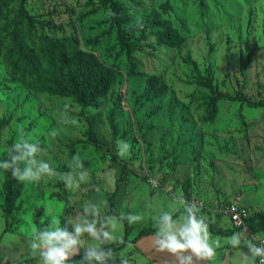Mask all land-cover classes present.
I'll return each mask as SVG.
<instances>
[{"label":"rangeland","instance_id":"rangeland-1","mask_svg":"<svg viewBox=\"0 0 264 264\" xmlns=\"http://www.w3.org/2000/svg\"><path fill=\"white\" fill-rule=\"evenodd\" d=\"M121 1L131 9V24L159 14L186 37L180 49L157 45L154 70L144 77L129 74L127 55L120 50L115 32L105 33L111 24L110 7L99 0H28L29 10L43 23L44 32L77 35L83 49L95 52L117 70L119 80L101 105L84 110L88 115L101 111L107 116L112 108L117 109L120 134L115 145L108 142L107 118L100 141L88 140L83 135L86 123L79 104L68 97L34 95L27 86L30 80L13 78L0 57V118L13 116L0 132V159L11 148V140L27 139L42 149L36 159L48 161L55 170L51 176L42 174L39 181H24L23 196L8 217L10 228L22 231L30 241L33 228L42 230L53 220L62 226L66 204L56 192L63 165L69 167L72 181L66 186L72 232L85 219L95 220L98 229L106 226L110 198L117 186L114 202L119 213L143 217L131 224L132 233H137L154 222L148 198L155 194L184 200L208 213L226 206L236 193L253 190L264 177V105L222 100L216 120L203 121L201 96L208 90L197 87V71L186 62L190 56L201 73L211 71L221 90L233 95L242 92L253 101L264 102V0H137L142 5ZM90 39L98 43L89 44ZM247 44L254 52L251 66L242 72ZM146 52L141 49L136 54L144 60ZM151 74L158 75L169 89L162 98L142 103L137 97ZM157 104L161 110L151 115ZM77 139L82 141L71 154L70 143ZM119 141L130 145L123 157L118 155ZM82 173L84 180H80ZM187 178L191 180L190 200L184 191ZM3 181L0 170L1 205ZM93 205L98 214H93ZM157 207L160 213L170 206L161 200ZM120 223L116 234L124 237V224ZM92 239L88 233L82 234L84 248L91 246ZM84 257L68 264H87Z\"/></svg>","mask_w":264,"mask_h":264},{"label":"trees","instance_id":"trees-1","mask_svg":"<svg viewBox=\"0 0 264 264\" xmlns=\"http://www.w3.org/2000/svg\"><path fill=\"white\" fill-rule=\"evenodd\" d=\"M90 1L92 2L93 0ZM130 1L142 5V2L137 0ZM99 2L111 9V24L105 33L112 34L115 32L120 50L127 55L128 72L132 76L144 77L149 71L154 70L152 61L157 45H167L180 49L186 42L184 34L159 14L138 24H131V9L121 0H99ZM43 26L37 16L30 12L28 0H0V57L6 61L13 78L23 81L30 80L27 86L34 95L46 93L50 96L68 97L79 104L83 110L82 118L86 123L83 135L88 140L96 143L100 141L105 118H107L110 132L108 142L115 145L120 134V129L116 122L117 109L112 108L107 116H104L101 111L88 115L84 110L88 107L101 105V99L110 93L119 80L117 70L107 64L95 52L83 49L77 35L48 34L44 32ZM49 29L53 28L49 26ZM88 43L95 44L98 43V40L90 39ZM246 47L247 56L245 59H241L242 72L251 66L254 52L252 46L247 44ZM141 49L147 51L144 55V60L138 58L136 54ZM186 62L197 71L195 79L197 87L208 90V93L201 96V104L204 107L203 121L214 122L216 120L220 101L222 100L240 101L242 104L246 103L251 107L264 105V102L253 101L242 92L233 95L221 90L218 84L215 83V78L211 71H208L207 74L201 73L197 62L190 56L186 58ZM168 89L169 86L164 80L156 74H151L147 76L145 87L137 99L142 101V103L154 102L165 96ZM161 108L160 104L155 105L150 114L159 113ZM12 120V115L0 118V132L9 126ZM81 141V139H77L70 143L71 154L75 153L76 145ZM13 144L11 140V146ZM8 152L5 153L3 159H10ZM18 166L23 169L25 164L24 162H18ZM61 170L62 180L58 183L59 190L56 192V196L66 204L65 211L61 216L62 227H66L72 232L68 221L69 213L71 212V198L66 188L70 180L69 167L63 165ZM1 173L4 177L3 211L7 222H9L8 217L16 210L18 201L23 196L25 183L16 179L12 175L11 169L1 170ZM184 191L186 199L190 200L192 197L190 178L185 180ZM117 192L118 186L110 198L108 216L119 217L121 215L116 209L114 202ZM257 215L263 216L264 212H260ZM123 222L125 225L124 240L119 245L113 243L110 248L103 247V249L116 251L128 243L136 241L141 236L156 231L155 227H144L137 237L131 240L128 235L132 231L133 226L128 224L127 220ZM208 225L214 230V226L211 223H208ZM235 228L240 230L236 226ZM10 229V223H7L5 231ZM216 232L225 233L222 230H217ZM85 252L82 251L70 257L68 262L85 256ZM33 258L18 264L29 262Z\"/></svg>","mask_w":264,"mask_h":264},{"label":"clouds","instance_id":"clouds-1","mask_svg":"<svg viewBox=\"0 0 264 264\" xmlns=\"http://www.w3.org/2000/svg\"><path fill=\"white\" fill-rule=\"evenodd\" d=\"M74 123V121H73ZM118 155L124 156L130 149L127 142H118ZM42 149L38 143L21 139L14 143L9 149L10 159H0V170L11 169L12 175L19 181L34 182L41 179L42 174L53 175L55 170L48 161L37 160V153ZM18 162H24L25 167L21 169ZM85 174H80V180H84ZM72 185L71 179L69 186ZM76 186L79 184L77 182ZM98 208L93 205V214H98ZM88 212V208H85ZM175 208L163 210L153 217L155 223V247L176 255L179 264H194L195 260H212L216 255V249L220 241H210L209 225L204 216L200 215L195 204H186L182 217L174 216ZM143 219L139 214L130 213L127 216L121 214L119 217L109 216L106 226L98 229L96 221L86 219L77 223L74 232L66 227L60 226L59 222H53L42 230L32 229L30 247L32 254L40 258V264H68L69 257L77 251V246L82 245L81 236L88 233L94 238V243L86 249L84 260L87 264H107V260L114 256L111 250L102 248L105 241L122 242V237L117 236V229L120 222L127 220L128 224H134ZM110 226V230L109 227ZM247 245L251 257L260 258V264H264V247L252 243L251 240H243L239 233H233L228 243L237 248L241 244ZM190 250V251H189ZM187 253V254H185ZM121 264H128L123 256ZM246 255V259H247Z\"/></svg>","mask_w":264,"mask_h":264},{"label":"crops","instance_id":"crops-1","mask_svg":"<svg viewBox=\"0 0 264 264\" xmlns=\"http://www.w3.org/2000/svg\"><path fill=\"white\" fill-rule=\"evenodd\" d=\"M242 196L243 203L245 205L257 210V212L251 219V228L253 231L252 233L256 236L264 237V215H257L260 212H264V177L259 180L257 186L253 190L248 189V192ZM148 199L150 200L149 206L151 219L159 214V212L157 213L156 209L158 208V203L161 200L169 204V210H171L172 208L176 209L174 215H176L177 218L182 217L183 209L186 205V202L184 200H174L165 195L157 194L151 196V198ZM134 200H136V198H133V200L131 201L134 202ZM131 201H127V203L130 204L132 203ZM3 202L4 197L1 203ZM222 207L218 210L214 208L208 213H205L202 210H198V213L204 216L206 221L214 226V230L209 226L210 241L218 240L220 241V245L219 247H217L216 255L212 260H195L194 264H260L257 257H251L248 246L244 245L243 242L237 248H233L228 243V240L233 235V233H239L242 237V241L251 240L252 243L256 244V239L254 235L250 236V234H246L241 230L236 229L229 215L222 211ZM7 223L9 222H7L6 220L5 213L3 211V205L0 204V264H18L23 262L24 260L35 257L32 252L29 253V238L24 237L23 232L20 230L10 229L9 231H5ZM120 224L122 225V223ZM150 226L155 227V223L152 222V225ZM143 228L144 227H142V229ZM133 229L128 235V238L131 240L135 239L139 232L142 230L140 229L139 231H137V233H132ZM217 230H222L225 233H218L216 232ZM155 232L156 231L141 236L136 241L128 243L123 248L112 251L114 253V256L110 257L107 260V264H121V256L127 259L128 264H179V260L175 254L170 253L167 250L160 251L155 247ZM124 237H122V241L124 240ZM91 243H94V238L92 239ZM113 243L119 245L121 241H109V243L107 244L103 243L102 248H110L111 246H113ZM77 249L78 250L74 252L75 255L79 254L82 251H86L87 248H84V244H82L78 245ZM246 255L248 256L247 259L245 258ZM23 264H40V258L36 256L31 261L24 262Z\"/></svg>","mask_w":264,"mask_h":264},{"label":"built area","instance_id":"built-area-1","mask_svg":"<svg viewBox=\"0 0 264 264\" xmlns=\"http://www.w3.org/2000/svg\"><path fill=\"white\" fill-rule=\"evenodd\" d=\"M222 211L229 215L234 226L238 227L242 232L250 234V236L254 235L256 244L264 247V237L253 234L251 228V219L257 210L243 203L241 193H236L228 204L222 207ZM257 258L260 262V258Z\"/></svg>","mask_w":264,"mask_h":264}]
</instances>
